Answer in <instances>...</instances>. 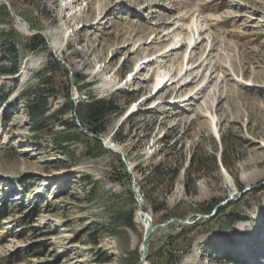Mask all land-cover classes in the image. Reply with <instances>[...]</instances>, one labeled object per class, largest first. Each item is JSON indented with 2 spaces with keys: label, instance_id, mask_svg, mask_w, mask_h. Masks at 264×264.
<instances>
[{
  "label": "rangeland",
  "instance_id": "1",
  "mask_svg": "<svg viewBox=\"0 0 264 264\" xmlns=\"http://www.w3.org/2000/svg\"><path fill=\"white\" fill-rule=\"evenodd\" d=\"M6 1L45 46L0 0V264H140L132 177L76 125L89 96L117 100L101 137L153 225L190 223L155 230L148 264H264V0Z\"/></svg>",
  "mask_w": 264,
  "mask_h": 264
},
{
  "label": "trees",
  "instance_id": "2",
  "mask_svg": "<svg viewBox=\"0 0 264 264\" xmlns=\"http://www.w3.org/2000/svg\"><path fill=\"white\" fill-rule=\"evenodd\" d=\"M31 42H36L37 46H34L31 48V45L29 46L32 51H35L37 47L45 46V42L40 36L34 35L31 37ZM8 50V49H7ZM11 50L14 51V47L11 48ZM15 71H9V74H14ZM47 71H42L38 73L39 77V84L35 88L33 93L26 94L23 97L24 105L28 111V115L31 119V121L36 126L34 129L36 132H40L41 130V123L42 118L45 115V109L44 107L41 108L40 99L43 98L44 102H46V84H47ZM89 103H88V110L84 121H80V125L84 128L85 132L87 134H92L93 136L101 137V134L104 132L105 129V119L110 114H117L121 113L119 111L117 100L114 98L109 99H96L95 96H89L88 97ZM72 105V104H71ZM65 110L63 107L58 112V114H63ZM116 135V133L114 134ZM88 136V135H87ZM94 139L97 143L100 144V141H98L95 137H91ZM36 139V137H35ZM221 163L226 166L225 156L223 155L221 158ZM155 171H160V166L154 167ZM170 174L172 177H175L177 174L176 169H172L170 171Z\"/></svg>",
  "mask_w": 264,
  "mask_h": 264
},
{
  "label": "water",
  "instance_id": "3",
  "mask_svg": "<svg viewBox=\"0 0 264 264\" xmlns=\"http://www.w3.org/2000/svg\"><path fill=\"white\" fill-rule=\"evenodd\" d=\"M1 1L8 8L12 19L16 23L20 24L28 34L42 35L41 33H38V32L31 30L29 28L28 24L23 19L19 18L14 13V11L11 9L10 5L8 4V2L6 0H1ZM76 125L78 127L82 128V126L80 125L79 122H77ZM83 133L85 135L95 137L98 141H100L102 143V145L105 149L113 151L114 153H117L119 155L121 161L123 162V164L126 166L127 172L132 177V192L135 195V198L137 201V215L139 217H142V221H143V223H145V227H144V231H143V235H142V242H141V245L139 248V252H141L139 262H140V264H148L147 258H148L149 238L155 230L165 228L168 225H170L171 223L186 224V225H188L190 223H188L186 221L170 219L163 224L153 225L151 217L142 209L143 195L141 194L139 188L136 187V182H135L134 173L132 172V167L130 165H128L126 157H125L124 153L122 152L121 148L118 145L111 142L110 138L104 139L102 137H98V136L96 137V136H93L92 134H87L85 131H83Z\"/></svg>",
  "mask_w": 264,
  "mask_h": 264
},
{
  "label": "bare ground",
  "instance_id": "4",
  "mask_svg": "<svg viewBox=\"0 0 264 264\" xmlns=\"http://www.w3.org/2000/svg\"><path fill=\"white\" fill-rule=\"evenodd\" d=\"M196 23H197V21L195 19H193V20H191V22L189 24L186 25V27L188 29H190L192 33H193L192 27H194V33H197L198 32V26L196 25ZM19 26H20L21 31H23L25 33L24 28L21 25H19ZM179 36H181V33H178L176 38H178ZM193 39H194V35H192V38H187L188 47L192 44ZM194 43H196V42H194ZM145 59H146V57H145ZM147 60H149V59L147 58ZM184 61H185V58H183L182 63ZM186 66H188V63L186 64ZM167 76H169V74L167 72L165 73L164 71H160L154 80V83L152 85V89L157 90V89L164 87L165 83H167L169 81V79L168 80L166 79ZM139 219L141 220L142 226L144 228L145 223H143L142 217H140Z\"/></svg>",
  "mask_w": 264,
  "mask_h": 264
}]
</instances>
